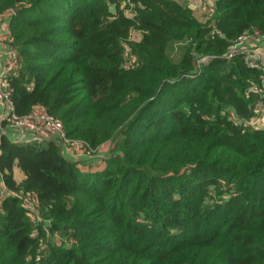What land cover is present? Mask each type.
I'll return each instance as SVG.
<instances>
[{
	"label": "trees",
	"instance_id": "trees-1",
	"mask_svg": "<svg viewBox=\"0 0 264 264\" xmlns=\"http://www.w3.org/2000/svg\"><path fill=\"white\" fill-rule=\"evenodd\" d=\"M126 1L0 0L19 53L6 76L16 113L41 106L68 137L115 146L88 168L1 123L0 264H264V127L246 124L260 71L223 57L239 35L264 32V0H217L224 37L177 0ZM201 55L213 58L199 69Z\"/></svg>",
	"mask_w": 264,
	"mask_h": 264
},
{
	"label": "built area",
	"instance_id": "built-area-1",
	"mask_svg": "<svg viewBox=\"0 0 264 264\" xmlns=\"http://www.w3.org/2000/svg\"><path fill=\"white\" fill-rule=\"evenodd\" d=\"M128 3L131 7H134V3H132L131 0L124 2V6ZM207 4L208 0H196L193 7L194 9H204L206 12ZM215 12L216 11L214 9H208V19H206L205 22L212 20V35L218 34L219 36L224 37V33L217 29L214 25ZM126 13L130 14V11L127 10ZM137 34L139 35L140 32L130 30L128 41L139 40V37L138 39L136 38ZM9 43L10 45L5 51V74L0 78V105L2 107L1 121L5 123V127L21 134H30L32 141L37 140L41 142L45 140H56L61 145L63 153L73 158L74 161H79L85 157L104 158L102 150L107 143L102 144L97 148H92L84 140L68 137L62 120L48 113L43 107L36 106L26 115H19L16 113L15 106L12 101V89L6 80V76L10 71L15 70L18 67L19 53L16 47L12 45L10 36ZM124 54V66L126 68L133 69L139 65L137 57L131 53L129 47L126 48ZM237 56H241L248 67L260 71L258 77L259 81L252 84L248 91L259 96V99L256 101L254 106L256 114L249 121H247L246 124L255 128H263L261 125L264 119V32L255 29L253 31H247L234 39L223 57L230 61ZM212 58V55H201L197 57L196 62L198 68L201 69L203 64L209 62ZM228 116L236 123L241 121L234 109L228 110ZM112 147H115L114 144ZM2 186L0 200L8 192L7 187L3 183ZM24 205L32 210L30 218L35 224H39L44 221L42 216H40L36 210L37 199L35 195H24ZM73 241L74 240L71 238L66 240L68 244L73 243Z\"/></svg>",
	"mask_w": 264,
	"mask_h": 264
},
{
	"label": "crops",
	"instance_id": "crops-1",
	"mask_svg": "<svg viewBox=\"0 0 264 264\" xmlns=\"http://www.w3.org/2000/svg\"><path fill=\"white\" fill-rule=\"evenodd\" d=\"M178 2H180V1H178ZM193 4L194 3H191L190 6L194 10ZM9 34H10L9 33V15L5 14L3 16H0V78H1V76H3L5 74V66H6L5 51L8 48V46L10 45V43H9V36L10 35ZM138 37L140 40L141 34H139ZM1 114H2V107L0 105V125L2 123ZM263 121H264V119H263ZM261 127H264V124H262ZM2 131L5 134H7L14 141H32L31 140L32 137L30 134H21L17 131L9 130L5 126L2 128ZM107 153H108L107 151L104 152L103 156H105ZM65 156H67L68 158L73 160V158H71L70 156H68V155H65ZM80 161H82V163H85L88 166L97 163V162L95 163V162L91 161V158H86V157L82 158ZM14 176H15V179L18 183H21L25 179L24 172L18 166H16L14 169Z\"/></svg>",
	"mask_w": 264,
	"mask_h": 264
},
{
	"label": "rangeland",
	"instance_id": "rangeland-1",
	"mask_svg": "<svg viewBox=\"0 0 264 264\" xmlns=\"http://www.w3.org/2000/svg\"><path fill=\"white\" fill-rule=\"evenodd\" d=\"M177 1H180L182 4H185V5H190L191 3H194L196 0H177ZM216 1L217 0H208V4H207V10L205 12L204 9H194V15L201 21V22H205L206 19H208V16H207V11L208 9H214L216 11ZM136 38L138 39V34L136 35ZM186 46L185 43L183 42H176L174 43L170 49H169V53L175 58V59H179L181 57V55L183 54V50H184V47ZM262 124H264V121L262 122ZM253 127V126H252ZM255 128V127H254ZM112 143H107L105 144L104 148H103V153L104 152H109V150H112ZM80 161V160H79ZM91 161L93 162H97L96 164L97 165H100L102 164V159L101 158H91ZM99 162V163H98ZM81 164L86 167H88V165H86L85 163H82L81 161ZM94 165V164H93ZM92 165H90L89 167H91ZM88 167V168H89ZM62 240V238H61Z\"/></svg>",
	"mask_w": 264,
	"mask_h": 264
},
{
	"label": "water",
	"instance_id": "water-1",
	"mask_svg": "<svg viewBox=\"0 0 264 264\" xmlns=\"http://www.w3.org/2000/svg\"><path fill=\"white\" fill-rule=\"evenodd\" d=\"M17 11H18V9L15 10V12H17ZM110 11H111L113 14H116V13H117L116 6H115V5H112V6L110 7ZM242 124H243V122L240 121V122H239V125H242Z\"/></svg>",
	"mask_w": 264,
	"mask_h": 264
}]
</instances>
